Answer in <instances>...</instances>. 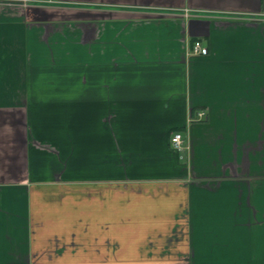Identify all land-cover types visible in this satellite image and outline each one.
<instances>
[{
  "label": "crops",
  "instance_id": "obj_1",
  "mask_svg": "<svg viewBox=\"0 0 264 264\" xmlns=\"http://www.w3.org/2000/svg\"><path fill=\"white\" fill-rule=\"evenodd\" d=\"M34 1L0 0V264H264V0Z\"/></svg>",
  "mask_w": 264,
  "mask_h": 264
},
{
  "label": "built area",
  "instance_id": "obj_2",
  "mask_svg": "<svg viewBox=\"0 0 264 264\" xmlns=\"http://www.w3.org/2000/svg\"><path fill=\"white\" fill-rule=\"evenodd\" d=\"M34 2L41 3V4H51V3L56 4L57 3L56 0H35ZM183 12L186 15H190L189 10L187 9H184ZM191 54L192 55H207L208 48L200 40H197L192 45ZM199 115L200 117H202L203 113H200ZM171 143L176 150L178 151L183 150L184 140H183L182 134L179 132L175 133L171 139Z\"/></svg>",
  "mask_w": 264,
  "mask_h": 264
},
{
  "label": "rangeland",
  "instance_id": "obj_3",
  "mask_svg": "<svg viewBox=\"0 0 264 264\" xmlns=\"http://www.w3.org/2000/svg\"><path fill=\"white\" fill-rule=\"evenodd\" d=\"M13 4H21V2H12ZM49 5H55V4H53V3H51V4H49Z\"/></svg>",
  "mask_w": 264,
  "mask_h": 264
}]
</instances>
